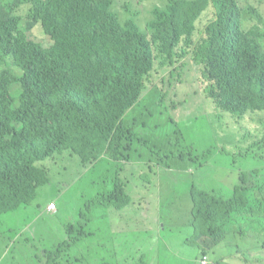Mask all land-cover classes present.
<instances>
[{"label": "trees", "instance_id": "trees-1", "mask_svg": "<svg viewBox=\"0 0 264 264\" xmlns=\"http://www.w3.org/2000/svg\"><path fill=\"white\" fill-rule=\"evenodd\" d=\"M23 4L26 28L41 23L53 39L49 47L19 31ZM112 5L0 0V214L31 203L48 182L47 170L35 163L54 154L68 151L83 167L102 157L130 161L123 134L134 136L122 118L145 93L160 88L146 85L155 66L173 76L189 59L197 84L217 109L238 115L264 109V0H166L150 8L142 28ZM204 13V29L195 32ZM259 143L264 146L263 134ZM124 185L116 177L97 202L123 208ZM190 195L198 264H264V182L235 185L227 198L203 189ZM41 213L48 214L44 208ZM239 221L246 222L242 232L250 238L243 257L233 254L230 242L237 232L230 224ZM65 230L68 250L75 242L72 226ZM50 256L43 264L58 263L55 252Z\"/></svg>", "mask_w": 264, "mask_h": 264}, {"label": "rangeland", "instance_id": "rangeland-1", "mask_svg": "<svg viewBox=\"0 0 264 264\" xmlns=\"http://www.w3.org/2000/svg\"><path fill=\"white\" fill-rule=\"evenodd\" d=\"M165 1L128 0L126 5L113 0L112 7L144 27L150 8L163 7ZM27 6L17 11L20 26ZM206 19L202 14L195 32L204 29ZM27 35L45 46L51 43L39 23ZM196 71L189 59L173 76L168 68L151 71L146 85L160 88L145 93L122 118L134 136L123 134V143L131 146L130 161L102 159L83 167L68 151L37 161L47 170L48 182L37 188L31 203L0 214V264H43L51 252L58 255L57 264H198L201 252L189 225L190 193L203 189L227 198L235 185L264 182V146L259 143L264 109L242 115L217 109L197 84ZM116 177L125 182L128 196L121 209L97 202ZM48 197L58 205L52 215L41 213ZM70 225L75 243L66 250ZM245 225L230 224L237 231L230 236L233 250L250 240L242 232ZM233 254L243 257V248Z\"/></svg>", "mask_w": 264, "mask_h": 264}, {"label": "clouds", "instance_id": "clouds-1", "mask_svg": "<svg viewBox=\"0 0 264 264\" xmlns=\"http://www.w3.org/2000/svg\"><path fill=\"white\" fill-rule=\"evenodd\" d=\"M27 1H28V0H27ZM21 18H22V17H21ZM27 21H28V16H27V11H26L25 20H24L23 25H22V26H18L19 31H21V32L25 35V37H26L27 39H29V40H31V41H33V42H35V43H38V44H40V45L43 46V47H49V46L53 43V39H52V37H51L49 34H47V33L44 31V29H43L41 23H39V24L41 25L43 32H44L46 35H48V36L50 37V39H51V43H50L49 45L45 46V45H43V44H41V43H39V42H37V41H35V40H33V39H31V38L28 37L27 32H29V31H30V30H31L36 24H38V22L35 23L30 29H27V28H26V23H27ZM102 159H106V158H105V157H102ZM102 159H101V160H102ZM167 169L170 170V167H168ZM50 201H54L55 204H56V200H55V199H52V200H50ZM50 201H49V202H50ZM49 202H47V203H49ZM47 203L44 205V210H45V211L47 210V209H46V205H47ZM55 210H56V209H55ZM48 212H49V211H48ZM50 212H54V211H50ZM242 248H243V254H246V253L249 252V247H248L247 244H245ZM242 248L238 245V246L235 247L234 250H232V252H234V253H239L240 250H242Z\"/></svg>", "mask_w": 264, "mask_h": 264}, {"label": "built area", "instance_id": "built-area-1", "mask_svg": "<svg viewBox=\"0 0 264 264\" xmlns=\"http://www.w3.org/2000/svg\"><path fill=\"white\" fill-rule=\"evenodd\" d=\"M46 209H47V211H55V209H56V204H55V202L54 201H50L49 203H47V205H46Z\"/></svg>", "mask_w": 264, "mask_h": 264}, {"label": "crops", "instance_id": "crops-1", "mask_svg": "<svg viewBox=\"0 0 264 264\" xmlns=\"http://www.w3.org/2000/svg\"><path fill=\"white\" fill-rule=\"evenodd\" d=\"M53 198H50V197H48L44 202H43V204L41 205V210L44 208V205L47 203V202H49L50 200H52ZM57 207H58V205H57V202H56V209H57ZM46 212L48 213V214H46V215H52V214H54L55 212H56V210L54 211V212H48L47 210H46Z\"/></svg>", "mask_w": 264, "mask_h": 264}]
</instances>
